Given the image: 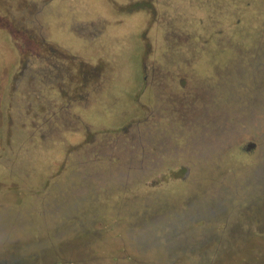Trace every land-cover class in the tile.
<instances>
[{
	"label": "rangeland",
	"instance_id": "1",
	"mask_svg": "<svg viewBox=\"0 0 264 264\" xmlns=\"http://www.w3.org/2000/svg\"><path fill=\"white\" fill-rule=\"evenodd\" d=\"M0 264H264V0H0Z\"/></svg>",
	"mask_w": 264,
	"mask_h": 264
},
{
	"label": "trees",
	"instance_id": "2",
	"mask_svg": "<svg viewBox=\"0 0 264 264\" xmlns=\"http://www.w3.org/2000/svg\"><path fill=\"white\" fill-rule=\"evenodd\" d=\"M19 25H20V24H19ZM41 39L44 41V35L42 36ZM39 44H40V43H39ZM45 46H46V44H45ZM47 46H48V48H50V49H54V47L50 46L49 44H48Z\"/></svg>",
	"mask_w": 264,
	"mask_h": 264
},
{
	"label": "water",
	"instance_id": "3",
	"mask_svg": "<svg viewBox=\"0 0 264 264\" xmlns=\"http://www.w3.org/2000/svg\"><path fill=\"white\" fill-rule=\"evenodd\" d=\"M250 147H253L252 145H250Z\"/></svg>",
	"mask_w": 264,
	"mask_h": 264
}]
</instances>
